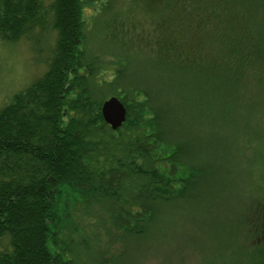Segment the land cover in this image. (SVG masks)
<instances>
[{"label":"trees","instance_id":"1","mask_svg":"<svg viewBox=\"0 0 264 264\" xmlns=\"http://www.w3.org/2000/svg\"><path fill=\"white\" fill-rule=\"evenodd\" d=\"M94 1L0 0V41L36 50L55 35L45 73L0 109V264H84L65 250L77 216L106 239L98 251L76 237L91 264L154 262L153 240L193 264H264V188L251 194L264 185V0H148L155 42L137 36L145 53L124 70L123 50L91 51ZM112 96L126 109L116 130L100 113Z\"/></svg>","mask_w":264,"mask_h":264},{"label":"rangeland","instance_id":"2","mask_svg":"<svg viewBox=\"0 0 264 264\" xmlns=\"http://www.w3.org/2000/svg\"><path fill=\"white\" fill-rule=\"evenodd\" d=\"M40 1L45 7H48L52 2V0ZM84 13L87 25L90 26V41L92 40L91 51L96 53L97 57L112 59L113 57L105 54L110 51L111 47L123 50L126 54L128 53L126 58L119 60L121 61L120 67L123 70L127 67L130 69L132 65L130 59L134 58L132 55H144L145 53L142 46L135 44L138 41L137 36H145L146 41H150V44L152 42L151 45L155 42V32L152 29L156 20L155 5L153 2L150 3L148 0H95L92 6H86ZM94 16L95 21L92 22ZM39 32L38 30L35 31V33ZM54 37V33H39L37 36L38 49L36 50L32 42L26 38H22L13 43L0 41V109L11 102L14 95L29 87L45 73L47 68L46 59L50 57ZM130 52L135 54H131ZM147 55L153 56L149 53ZM137 71L138 69H135V72ZM132 73L133 70L131 74L128 72V75H123V85L137 82L136 77L133 78L131 76ZM148 79L154 82V79L164 80L160 74ZM164 86L170 88L167 83ZM127 88L128 91L131 90L129 86ZM160 89L163 90L165 88L160 87ZM120 91L121 88L115 89V92ZM133 93L135 92L133 91ZM167 99L169 100L170 96ZM253 170L255 173L251 180L255 178L256 172L260 171L257 165H254ZM253 182L252 185L254 184ZM258 188H264V185H259V183L255 184L252 187L251 194L255 196ZM73 218L75 219L72 221L69 219V221L72 222V227H75L73 229L74 233L66 231L68 233L67 239L70 240V243H67L65 246L67 256L75 254L81 260L80 262L91 264L93 251L90 249L83 250L76 237L82 238L89 245V248L95 247L98 251L102 249V246L106 243V239L100 230H93L95 227L91 226L92 221L88 220L87 217L84 216L83 219H81V216ZM180 234L176 232L172 236L174 239L180 240ZM200 238L202 240L205 239L203 236H197L198 241ZM153 245L157 250L161 248V251L159 250L161 255L156 256L154 262L150 258L143 264L194 263L195 254L191 250H184V253H180V243L174 244L171 241H164L158 244L153 240ZM202 245L201 243L191 244L184 242L181 247L194 249L197 252ZM117 250L119 251L120 249L117 248ZM137 259V256H135L136 261ZM202 261L203 259L200 258L196 264H201Z\"/></svg>","mask_w":264,"mask_h":264},{"label":"water","instance_id":"3","mask_svg":"<svg viewBox=\"0 0 264 264\" xmlns=\"http://www.w3.org/2000/svg\"><path fill=\"white\" fill-rule=\"evenodd\" d=\"M103 121L112 129L116 130L126 120V109L116 96L109 97L100 108Z\"/></svg>","mask_w":264,"mask_h":264}]
</instances>
